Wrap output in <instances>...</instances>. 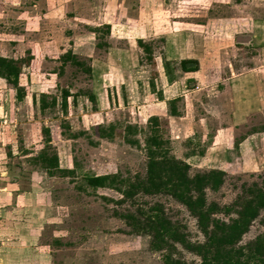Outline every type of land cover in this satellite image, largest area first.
<instances>
[{
    "label": "rangeland",
    "instance_id": "1",
    "mask_svg": "<svg viewBox=\"0 0 264 264\" xmlns=\"http://www.w3.org/2000/svg\"><path fill=\"white\" fill-rule=\"evenodd\" d=\"M68 54L84 66L65 63ZM0 55L19 61L26 94L18 101L0 79V264H164L120 217L145 203H161L203 243L197 219L170 195L122 201L87 184L147 175L152 116L191 177L226 173L209 202L230 205L244 186L264 184V0H0ZM188 59L197 72L181 71ZM43 94L56 106L42 111ZM99 125L114 126L113 137ZM127 125L140 129L139 145L126 141ZM44 153L58 156L54 174ZM262 233L264 211L240 244ZM176 257L201 264L180 245Z\"/></svg>",
    "mask_w": 264,
    "mask_h": 264
},
{
    "label": "trees",
    "instance_id": "2",
    "mask_svg": "<svg viewBox=\"0 0 264 264\" xmlns=\"http://www.w3.org/2000/svg\"><path fill=\"white\" fill-rule=\"evenodd\" d=\"M63 59L65 63L73 61L76 66H84L72 54L66 55ZM179 65L182 72H197L200 67L199 61L195 59L182 60ZM20 68L17 59L0 56V78L16 90L17 100L23 101L26 94L20 85ZM166 70L172 81L168 64ZM85 71L91 72L89 69ZM46 98L47 96L43 94L40 100L42 111L57 104L56 98L51 103H48ZM91 99L94 100L93 97ZM171 112L172 116L179 114L176 109H171ZM147 126L149 133L145 141L147 175L131 180L120 179L118 175L91 176L87 178L88 186L94 189L117 190L123 195L122 201L133 200L139 194L145 196L167 194L188 209L197 219L198 228L205 237L203 243L190 241L181 227L167 216L161 203L148 207L145 203L135 211L129 210L120 215L133 234H145L150 237L151 250L163 254L164 264H184L176 257L179 245L200 257L201 264H264V233L246 245L240 244L264 211V184L244 186L248 188H243V193L230 205L222 206L217 202H209L207 190L218 192L225 182L226 173L213 169L191 177L190 166L170 155L166 146L168 141L163 137L161 119L152 116L148 119ZM98 130L102 131L101 138L111 139L115 127L104 128L99 125ZM139 130L137 126L127 125L126 141L132 145H139V141L133 138ZM49 141L47 140V143ZM40 158L50 174L59 170L58 156L48 157L44 153ZM233 214L236 217H232ZM219 215L229 216V220L225 221Z\"/></svg>",
    "mask_w": 264,
    "mask_h": 264
},
{
    "label": "crops",
    "instance_id": "3",
    "mask_svg": "<svg viewBox=\"0 0 264 264\" xmlns=\"http://www.w3.org/2000/svg\"><path fill=\"white\" fill-rule=\"evenodd\" d=\"M0 56H2V55H0ZM4 57H6V56H4ZM10 58V57H9ZM167 78V77H166ZM0 79H3V78H0Z\"/></svg>",
    "mask_w": 264,
    "mask_h": 264
}]
</instances>
